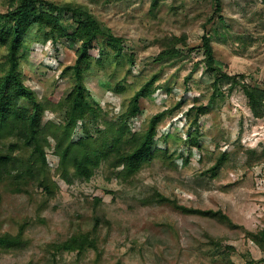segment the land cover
<instances>
[{
    "label": "rangeland",
    "instance_id": "rangeland-1",
    "mask_svg": "<svg viewBox=\"0 0 264 264\" xmlns=\"http://www.w3.org/2000/svg\"><path fill=\"white\" fill-rule=\"evenodd\" d=\"M54 1L87 7L124 39V49L116 53L107 48L102 54L101 41L90 50L92 65L84 80L102 109L99 121H87L93 134L97 137V131L105 129L106 120L119 121L135 92L152 77L158 91L141 100L140 113L128 125L140 132L159 112L167 111V116L153 145L160 150L129 179L120 177L122 168L103 162L90 180L73 173L67 180L52 146L47 152L54 196L39 183L30 184L24 193L3 187L1 231L16 234L21 225L26 227L21 248L0 249V264H264V252L245 232L264 229V161L250 167L246 152L264 149V118L254 117L240 85L231 89L226 80L219 95L212 97L216 73L206 66L202 43L203 35H210L224 72L264 88V0H222L218 14L212 0ZM9 2L0 0V13L7 11ZM74 26L66 21L65 31L73 32ZM181 37L176 42L179 55L159 59L165 39ZM34 41L24 48L22 75L48 106L43 123L61 125L64 112L52 110L74 85L71 75L62 71L75 63L80 43L66 37L58 45ZM6 53L0 45V73ZM119 83L126 87L120 94L115 92ZM195 104H204L208 111L198 119L201 151L186 162V140L192 131L186 112ZM21 105L32 107L27 98ZM81 128L75 140L84 135ZM12 141L5 139L3 145ZM221 152L228 153V161L212 171ZM155 191L187 207L221 210L233 225L184 213L169 203H145ZM95 225L97 250L55 254L47 246Z\"/></svg>",
    "mask_w": 264,
    "mask_h": 264
},
{
    "label": "trees",
    "instance_id": "trees-1",
    "mask_svg": "<svg viewBox=\"0 0 264 264\" xmlns=\"http://www.w3.org/2000/svg\"><path fill=\"white\" fill-rule=\"evenodd\" d=\"M221 2L222 0H212L215 14L221 12ZM66 21L75 22L73 32L65 31ZM211 21L213 18L209 20ZM34 35L39 36V40L34 41ZM65 37L80 43L75 63L62 71V75H71L74 85L65 99L59 102V108L52 110L53 112L63 111L65 121L61 125L51 121L43 123L48 106L39 99L23 78L21 64L27 56L24 48L31 41L51 42L53 45H58ZM181 39L183 37L166 38V46L159 54V59L179 55L176 42ZM97 41L102 43V54L106 53L107 48L115 53L124 49L122 37L116 36L111 28L97 19L87 7L74 2L10 0L7 11L0 13V45L7 51L2 64L3 71L0 73V205L3 187H10L15 193H24L27 192L30 184L39 183L44 191L54 196L55 184L50 177L47 152L52 146L54 154L59 157L58 169L62 177L67 180L72 173L83 180H90L103 162L112 169L122 168L120 177L126 180L139 172L154 158L155 152L160 150H154L153 145L158 134V127L167 116V111L159 112L150 118L147 128L140 132H132L128 125V121L140 113L141 100L151 98L158 91L159 87L153 88L156 77L147 80L135 92L126 111L120 115L119 121L106 120L105 129L98 130L97 137L89 128L88 120L99 121L102 116V109L96 104L84 80V74L92 65L90 50ZM202 43L206 66L216 73L212 84L215 88L212 97L219 95V90L226 80L231 89L240 85L254 117L264 118V88L251 85L238 79L236 75L224 72L222 64L215 58L213 40L210 35L204 34ZM28 50L30 49L26 48V51ZM102 61L103 59L100 58L99 62L102 63ZM130 61L133 62V58ZM124 91L126 87L120 83L115 88L116 93L120 94ZM22 98L29 99L32 107L22 106ZM207 111L208 108L204 104H195L186 112V117L191 119L190 129H192L186 140V162L195 151H201L198 119ZM80 127L84 135L75 140L74 133ZM5 139H13V141L5 147L3 145ZM52 141H54L53 145ZM246 152L248 166L264 161V149L260 153L254 150H246ZM228 157V153L221 152L211 170L215 171L225 165ZM173 159L174 156L169 157V160ZM144 200L145 203H169L184 213L213 217L233 225L231 218L221 210L187 207L159 191H155ZM25 227L21 225L16 234L3 232L0 229V249L21 248L24 244ZM245 232L247 239L264 252V229L257 232L245 230ZM97 234L95 225L90 231H77L65 237L56 238L47 246L55 254L62 251L82 252L88 247L97 250Z\"/></svg>",
    "mask_w": 264,
    "mask_h": 264
}]
</instances>
